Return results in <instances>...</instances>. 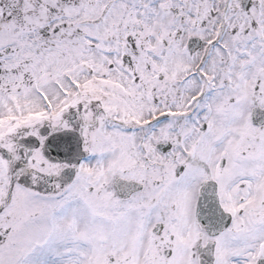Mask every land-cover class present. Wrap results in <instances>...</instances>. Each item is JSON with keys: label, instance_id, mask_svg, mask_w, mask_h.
Returning a JSON list of instances; mask_svg holds the SVG:
<instances>
[{"label": "snow or ice", "instance_id": "snow-or-ice-1", "mask_svg": "<svg viewBox=\"0 0 264 264\" xmlns=\"http://www.w3.org/2000/svg\"><path fill=\"white\" fill-rule=\"evenodd\" d=\"M0 264H264V0H0Z\"/></svg>", "mask_w": 264, "mask_h": 264}]
</instances>
